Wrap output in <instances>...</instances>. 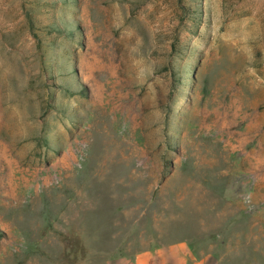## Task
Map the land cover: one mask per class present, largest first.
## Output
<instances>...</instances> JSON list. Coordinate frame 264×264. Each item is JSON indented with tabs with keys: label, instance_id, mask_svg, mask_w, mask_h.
I'll use <instances>...</instances> for the list:
<instances>
[{
	"label": "rangeland",
	"instance_id": "rangeland-1",
	"mask_svg": "<svg viewBox=\"0 0 264 264\" xmlns=\"http://www.w3.org/2000/svg\"><path fill=\"white\" fill-rule=\"evenodd\" d=\"M179 242L264 264V0H0V264Z\"/></svg>",
	"mask_w": 264,
	"mask_h": 264
},
{
	"label": "crops",
	"instance_id": "crops-1",
	"mask_svg": "<svg viewBox=\"0 0 264 264\" xmlns=\"http://www.w3.org/2000/svg\"><path fill=\"white\" fill-rule=\"evenodd\" d=\"M132 262V263H131ZM131 264H211L209 260L198 262L190 245L185 242L168 246L156 247L151 251H144L136 255Z\"/></svg>",
	"mask_w": 264,
	"mask_h": 264
}]
</instances>
